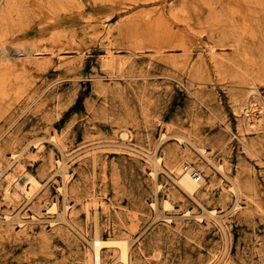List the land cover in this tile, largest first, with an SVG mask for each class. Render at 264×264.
I'll list each match as a JSON object with an SVG mask.
<instances>
[{
	"label": "rangeland",
	"instance_id": "rangeland-1",
	"mask_svg": "<svg viewBox=\"0 0 264 264\" xmlns=\"http://www.w3.org/2000/svg\"><path fill=\"white\" fill-rule=\"evenodd\" d=\"M96 232L264 264V0H0V264H94Z\"/></svg>",
	"mask_w": 264,
	"mask_h": 264
},
{
	"label": "bare ground",
	"instance_id": "bare-ground-1",
	"mask_svg": "<svg viewBox=\"0 0 264 264\" xmlns=\"http://www.w3.org/2000/svg\"><path fill=\"white\" fill-rule=\"evenodd\" d=\"M121 136L124 138H127L128 132L124 130L122 132ZM53 138H55V135ZM202 150L204 152L205 149L202 148ZM61 163H63V162H60L59 164H61ZM222 166L223 165H220L218 168L221 169ZM179 170H181L179 177H178L179 184L182 186V188H184V190L188 191L190 194L193 195L195 192H197L199 190L200 186L205 181V178H206L205 174H202V172H200L197 168H195L192 165H188V166L184 165V166L180 167ZM222 170H223V168H222ZM156 173H155L154 169L151 170V174L153 176H155ZM68 175H69V173L66 174V178L69 177ZM39 183L40 182L37 180V178L33 174H28L21 181L17 182L16 187L18 188V190L23 192V194L28 196V198L30 199V197L32 198V195L34 194V192H36L35 190L40 189L39 187H41L40 185H42V184L40 183V185L38 187ZM229 189H234V186H230ZM165 205L168 206L167 208L170 207L171 204H170L168 199L165 200ZM154 206H156V205L154 204ZM55 209L57 210V204L56 203L53 204V206L50 208V210L52 212H56ZM8 216L9 215H7V217ZM92 244L94 247V264H102V248L105 246L111 245V244H118L120 246L119 247L121 249V256L120 257H121L124 264H129V255H130L129 254V245H128V240L126 238L104 239L103 237H101V235L98 232H96V234L93 238Z\"/></svg>",
	"mask_w": 264,
	"mask_h": 264
}]
</instances>
